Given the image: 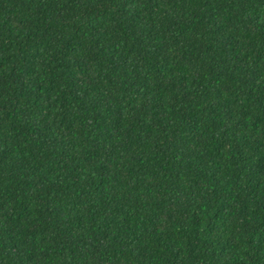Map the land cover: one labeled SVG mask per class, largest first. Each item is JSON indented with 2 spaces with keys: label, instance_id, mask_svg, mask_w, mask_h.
Masks as SVG:
<instances>
[{
  "label": "trees",
  "instance_id": "obj_1",
  "mask_svg": "<svg viewBox=\"0 0 264 264\" xmlns=\"http://www.w3.org/2000/svg\"><path fill=\"white\" fill-rule=\"evenodd\" d=\"M0 264H264V0H0Z\"/></svg>",
  "mask_w": 264,
  "mask_h": 264
}]
</instances>
